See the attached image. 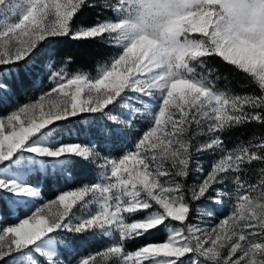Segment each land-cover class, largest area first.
Instances as JSON below:
<instances>
[{"label":"snow or ice","instance_id":"6c2138e0","mask_svg":"<svg viewBox=\"0 0 264 264\" xmlns=\"http://www.w3.org/2000/svg\"><path fill=\"white\" fill-rule=\"evenodd\" d=\"M85 6L98 5L0 0V264H72L76 246L97 235L109 243L75 264H264V167L257 183L243 179L249 166L264 165V137L232 150L222 138L240 125H264V0H105L100 7L112 18L76 27ZM59 36L117 50L95 75L53 70L46 91L35 79L39 96L21 103L15 69L31 70ZM49 56L51 70L57 54ZM211 57L245 74L259 93L220 90ZM84 114L111 122L100 130L109 141L135 137L132 148L102 155L94 143L62 139ZM141 121L148 126L139 132ZM205 152L220 153L208 168L198 159ZM28 154L95 164L96 180L44 200L22 179ZM193 172L199 176L189 184ZM233 196L229 214L216 220L208 201L222 208ZM77 202L95 210L78 214ZM153 233L159 239L147 241ZM130 241L145 242L129 250Z\"/></svg>","mask_w":264,"mask_h":264},{"label":"trees","instance_id":"16d2710c","mask_svg":"<svg viewBox=\"0 0 264 264\" xmlns=\"http://www.w3.org/2000/svg\"><path fill=\"white\" fill-rule=\"evenodd\" d=\"M97 7L91 8L85 6L79 13L76 20V27L91 25L98 19L112 18L113 13L107 8H102L100 5L105 3V0H95ZM116 48L110 45L107 41L99 40H73L71 36H59L51 38L50 43L45 49H42L36 57V63L31 65V70L25 68H17L15 71L19 73L18 79H16V91L17 99H20L21 103L27 102L28 98H36L40 94V90L32 89V82L38 79L42 82L43 90H47L52 87V83L49 80L51 71H65L68 74L76 72H86L92 75L96 74V71L103 64L108 62L111 56L116 52ZM56 53L54 58L53 69H49L46 65L47 60L50 58V53ZM64 54H69L71 57L70 63H62ZM207 66L215 74L216 79L214 83L220 90H228L234 94H248L256 92L259 93V89L250 82L249 78L236 70L233 66H230L222 61L219 57H211L207 61ZM115 114L123 117L126 110L123 107H117ZM75 123L69 125L72 132L65 133L62 139H66V142H89L94 143L96 146H100L105 143V154H111L112 156H120L124 151L125 144L120 137L114 142L107 140L100 134V130L108 125L113 127L111 122L98 119L89 114H84L79 118H74ZM264 137V125H261L255 121L240 125L231 129H228L222 134L224 140V146L227 150H232L240 144H247L249 141L258 142L259 138ZM200 139V136L197 137ZM67 165L72 173L71 176L59 169H54V172H48L45 175H41L39 170H35L34 174L28 175V182L39 186L44 198L50 199L57 195L59 192L68 188H72L83 182H91L96 179L94 169L85 162L80 161L76 157L67 158ZM254 164L249 166L248 171L244 174L243 179L249 183H252V177L254 175ZM264 166V165H263ZM195 180V172L192 173L189 184ZM99 238L98 236H95ZM95 238V239H96ZM159 239L158 234L146 238L147 241ZM145 241L129 242V250L135 249L140 243ZM95 246V242H88L78 244L76 250L73 252L69 259L73 262L78 257L89 253L88 251ZM62 260L64 256L60 257ZM65 263H68L65 261Z\"/></svg>","mask_w":264,"mask_h":264},{"label":"rangeland","instance_id":"374dc122","mask_svg":"<svg viewBox=\"0 0 264 264\" xmlns=\"http://www.w3.org/2000/svg\"><path fill=\"white\" fill-rule=\"evenodd\" d=\"M124 110H126V109H124ZM126 115H127V110H126L125 115L123 117H125ZM147 126H148V121H141V122H139L137 124V131L142 132L143 130H145L147 128ZM134 139H135V137H128V136H123L122 137L121 141L122 142H127V143H124L125 146H127V147H125L124 151L129 150V149L132 148V144H133V140ZM206 139H207V137L200 136L199 141L203 142ZM82 143L89 144V142H82ZM105 147H106L105 143H102L100 146H96L97 150L101 151L102 155H108V154L104 153L105 152L104 151ZM124 151L122 152L121 155H123ZM219 155H220V153H218V152L217 153L205 152V153L199 155L198 159L204 165L205 168H208L211 165L212 161H214V160L219 158ZM28 156H29V162H28L29 171L27 172V174H25L22 177L24 182L29 183L28 180H27L28 175L29 174H34L35 170H39L42 176L45 175L46 173L50 172V171L54 172V169H59L60 171L65 172V161L64 160H61L59 162V164H57L56 162H54V161H52V160H50L48 158H40V157L33 158L31 154H28ZM90 166L94 169V171H95L94 174H96V177H97V172H98L97 166L95 164H91ZM253 167H254V171L255 172H254V175H253L251 181H252L253 184H255V183H257V181L259 179V168L264 167V166L259 164V163H254ZM198 176H199V173L195 172V180L197 179ZM95 180L96 179L91 180V182H95ZM83 183H88V182H83ZM83 183H81L79 185H76V186H74L72 188H68V189H66L64 191L74 190L75 188L81 186ZM33 185H35V184H33ZM35 186H37V185H35ZM37 187H39V186H37ZM227 189L234 193L235 189H236V185L232 181H228L227 182ZM61 192H63V191H61ZM61 192H59V193H61ZM57 195H55L53 198H50V199H55V197ZM42 198L44 200H50V199L44 198L43 195H42ZM79 203L80 202H77V204L73 205L72 211H75L78 214L81 211H83L84 214H87V211H94L95 210V205L94 204L89 206L87 210H81L80 207H79ZM233 203H234V196L233 197H225V203H224V206L222 208H217V206L214 205L211 200L208 201V204L211 205L213 210H214L213 216H214V218L216 220L228 215L229 212L231 211ZM62 209H63V206H61V210ZM50 211L51 212H55L56 211L55 206H53ZM196 219H197V217H194L193 218V222H195ZM199 219H202L206 223L209 222V218L206 217V216L205 217H199ZM211 222H215V220H213ZM97 236L99 238L93 237V238L89 239L90 242H93V243L95 242V246L88 251L89 253L90 252H95L97 250H100L103 247H105L107 245V243H109V238L108 237H104L102 235H97ZM87 255H88V253L78 257L75 261L72 262V264H75V262L77 260H79V259H81L83 257H86ZM65 264H68V263H65Z\"/></svg>","mask_w":264,"mask_h":264}]
</instances>
